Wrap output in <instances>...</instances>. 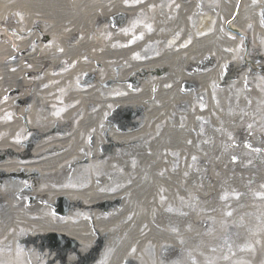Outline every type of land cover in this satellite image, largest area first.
<instances>
[{
	"label": "bare ground",
	"instance_id": "1",
	"mask_svg": "<svg viewBox=\"0 0 264 264\" xmlns=\"http://www.w3.org/2000/svg\"><path fill=\"white\" fill-rule=\"evenodd\" d=\"M45 260L264 264V0H0V264Z\"/></svg>",
	"mask_w": 264,
	"mask_h": 264
},
{
	"label": "rangeland",
	"instance_id": "2",
	"mask_svg": "<svg viewBox=\"0 0 264 264\" xmlns=\"http://www.w3.org/2000/svg\"><path fill=\"white\" fill-rule=\"evenodd\" d=\"M116 120H118L120 118V116H118L117 114H115V117H114ZM40 244H42V242L40 241ZM42 264H46V260L42 263Z\"/></svg>",
	"mask_w": 264,
	"mask_h": 264
}]
</instances>
